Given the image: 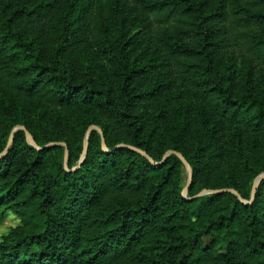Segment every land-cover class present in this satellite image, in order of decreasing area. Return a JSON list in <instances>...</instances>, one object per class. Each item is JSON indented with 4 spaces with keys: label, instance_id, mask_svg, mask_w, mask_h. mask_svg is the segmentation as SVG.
I'll list each match as a JSON object with an SVG mask.
<instances>
[{
    "label": "trees",
    "instance_id": "obj_1",
    "mask_svg": "<svg viewBox=\"0 0 264 264\" xmlns=\"http://www.w3.org/2000/svg\"><path fill=\"white\" fill-rule=\"evenodd\" d=\"M263 175L264 0H0V264H264Z\"/></svg>",
    "mask_w": 264,
    "mask_h": 264
},
{
    "label": "water",
    "instance_id": "obj_2",
    "mask_svg": "<svg viewBox=\"0 0 264 264\" xmlns=\"http://www.w3.org/2000/svg\"><path fill=\"white\" fill-rule=\"evenodd\" d=\"M100 131V130H99ZM27 136H28V140H29V142L31 143V144H34V142H33V140H32V138L30 137V135L27 133ZM103 145H104V148H105V142H104V140H103ZM52 146H56V145H54V144H51V145H48V146H46L45 148H49V147H52ZM179 158H181L182 160H183V162H184V164L186 165V168H187V170H188V172H189V182H188V186L186 187V189L189 187V185H190V183H191V169H190V167H189V165L187 164V162L184 160V158L180 155V154H176ZM66 162H67V159H68V152L66 151ZM82 158H84V156L82 157ZM83 160V159H82ZM82 162V161H81ZM262 178H264V175L260 178V179H258L256 182H255V186H254V190H253V198L252 199H254V194H255V190H256V188H257V186H258V184L260 183V180L262 179ZM207 192H205V191H203L202 193H200L198 196H202V195H204V194H206ZM237 194V193H236Z\"/></svg>",
    "mask_w": 264,
    "mask_h": 264
},
{
    "label": "rangeland",
    "instance_id": "obj_3",
    "mask_svg": "<svg viewBox=\"0 0 264 264\" xmlns=\"http://www.w3.org/2000/svg\"><path fill=\"white\" fill-rule=\"evenodd\" d=\"M19 224L18 218L10 215L7 219L0 223V238L8 233V231Z\"/></svg>",
    "mask_w": 264,
    "mask_h": 264
}]
</instances>
